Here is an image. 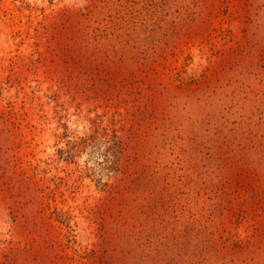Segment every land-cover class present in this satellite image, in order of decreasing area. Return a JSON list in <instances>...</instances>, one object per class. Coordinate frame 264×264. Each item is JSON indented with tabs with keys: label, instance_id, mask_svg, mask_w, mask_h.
<instances>
[{
	"label": "rangeland",
	"instance_id": "374dc122",
	"mask_svg": "<svg viewBox=\"0 0 264 264\" xmlns=\"http://www.w3.org/2000/svg\"><path fill=\"white\" fill-rule=\"evenodd\" d=\"M0 264H264V0H0Z\"/></svg>",
	"mask_w": 264,
	"mask_h": 264
}]
</instances>
